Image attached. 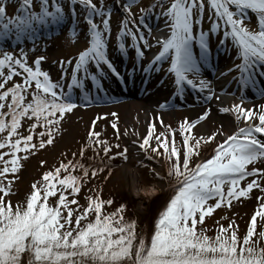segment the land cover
Returning <instances> with one entry per match:
<instances>
[{"label": "snow or ice", "instance_id": "1", "mask_svg": "<svg viewBox=\"0 0 264 264\" xmlns=\"http://www.w3.org/2000/svg\"><path fill=\"white\" fill-rule=\"evenodd\" d=\"M69 2L73 19L75 6H82L87 28L86 47L66 62L61 58L62 68L73 64L65 90L63 77L67 73L52 80L41 67L45 57L37 56L29 65L23 49L17 56L3 47L5 38L19 43L27 38L35 50L42 27L60 26L65 21L64 8L57 0H51V8L49 0H39V11H32L31 0H21L17 14L9 16L8 0H0V149H6L0 151V264H264V167L257 166L264 164V84L258 79L264 77V0H151L138 14L132 11L138 0L122 4L115 0L122 13L115 33L116 47L122 54L132 49L127 73L139 67L147 74L163 67L174 91L158 104L161 110L179 106L189 90L195 93L196 102L204 105L194 119L184 117L177 122L183 137L180 148L174 136L166 135L177 129L164 124L159 112L155 120L164 131L154 134L150 118L146 134L138 141L147 159L163 161V175L151 171L161 181H168L171 189L150 233L137 235L136 221L123 216V203L115 211L105 212L104 205L112 200L102 199L94 187L85 188L84 203L78 199L90 177L105 167L111 171L108 162L114 157L128 158L127 147L108 155L112 147L120 145L109 143L94 130L97 119L110 115V126L118 137L119 117L114 111L91 121L79 157L73 152L72 159L44 171L22 199L7 198L14 194L13 181L22 160L54 143L66 114L77 106L116 102L101 82L109 72L121 82L125 80L107 51L113 8L104 0L99 4L94 0ZM150 18H162V34L152 35L147 22ZM70 34L76 35L75 28ZM214 36L218 39L217 53L235 49L231 68L220 73L223 77L236 71L231 78L236 89L231 92L224 85L217 89L202 73L203 67H212L210 40ZM157 45L141 63L145 49ZM14 76L21 79L15 81ZM85 79H90L92 90H85ZM74 88L79 89V103ZM246 89L254 90L259 102L252 103ZM212 102H219V112L230 114L234 124L227 130L220 125L207 134H194V126L210 116ZM25 121L26 134H22ZM209 142L210 155L200 157V146ZM89 149L94 155L85 163L82 158ZM101 153L106 159L100 158ZM193 156L197 158L193 160ZM254 188L260 195L244 234H239V226L231 219L226 225L217 221L214 234L209 235L206 216L221 206L230 208L233 201L247 198ZM258 223L261 227L257 232Z\"/></svg>", "mask_w": 264, "mask_h": 264}, {"label": "rangeland", "instance_id": "2", "mask_svg": "<svg viewBox=\"0 0 264 264\" xmlns=\"http://www.w3.org/2000/svg\"><path fill=\"white\" fill-rule=\"evenodd\" d=\"M58 3L61 4V6L65 10V21L60 26H48V28H41V31L39 33V38L35 40L34 47L35 50H33V41L28 40L27 38H24L22 43L14 42V38H5L3 40V47L7 51L13 52L14 55H19L20 50L23 49L26 53V59L29 65L33 64V61L37 56H43L45 57L44 60L41 61V67L43 70H46L49 72L50 77L52 80H60L61 79V73L65 72L67 75L63 77V81L65 84V90H67V81L71 77V70L73 64H66L64 68L60 66L61 58L66 62L69 57H74L75 54H77L80 50H82L84 47H86V28L87 25L83 19L84 15V9L82 6L77 4L76 7V15L73 19L71 16V13L69 11L71 5L69 0H57ZM97 4H99V0H94ZM124 2V0H121V4ZM21 3V0H8L7 4V15L12 16L17 14V8L19 7V4ZM151 3V0H138V2L133 5L132 11L134 13L139 12V9L142 7H147ZM104 4L106 6L112 7L113 12L110 17V24H111V33L112 35L109 37L108 40V55L109 58L113 61L115 66L118 68L119 71L127 75L126 69L128 67H131L132 61V49H128L126 56L124 59H119L118 57H115L116 52L118 48L116 47V41H115V33L118 30V21L122 18V13L120 10L119 5L115 4V0H104ZM49 7L51 8V0H49ZM31 10L32 11H39V0H31ZM205 19H204V27L207 28L209 25V21L207 19L208 12H207V6L205 8ZM162 20V18H161ZM160 21V20H158ZM131 26V25H130ZM75 28L76 35L72 36L70 33L72 29ZM56 30L57 32H60V34H54L52 33V30ZM151 37H149L150 39ZM130 43V40L128 41ZM214 43H218L217 37H212L210 40V47L212 48V53L214 51L213 45ZM150 49H145V58L141 61V63L146 62V60L149 58ZM158 47L156 48V50ZM232 54H235V49H231L230 51ZM166 67V65L164 66ZM139 68V67H138ZM229 69V68H226ZM107 71V69H106ZM207 71V68H202L203 75ZM138 72V69L131 74L130 76H135ZM79 75V74H78ZM213 75V74H212ZM211 75V76H212ZM227 78H229V74L226 75ZM152 79H156L155 77L159 78L162 77V83L167 84L166 81L168 78L164 75L163 67L161 71L159 72H152ZM171 78V77H170ZM217 80H221L219 77L215 76ZM20 76H14L13 80L18 81L20 80ZM102 84L104 88L107 90L108 94L115 98L116 102L114 103H93L89 107H80L77 106L75 109L72 110L71 113L66 114V118L62 119L61 122V130L58 135L54 136V143L51 145H46L43 149H37L34 154L28 156L26 159L22 160V167L18 170V172L15 174L16 179L13 181V190L14 194L7 197L8 199L12 201L20 200L24 197L26 193H28L30 189V185L33 181L39 180L41 177V174L52 168L54 165H56L59 161L65 160V159H72V153L75 152L77 154V157H79V149L82 146V144L85 142V136L87 131L89 130L91 121L99 116L101 113H110V112H116L119 121H118V130L121 129L123 123L125 122L129 111L131 109L132 104H134L136 101H134L131 98H125L122 95V92L117 91L119 89V82L115 76H113L110 72L107 76L102 78ZM85 90L90 91L92 90V83L90 79H85L84 81ZM168 85V84H167ZM169 89H174V85H168ZM74 94L77 97V102L79 103V89L74 88ZM190 93L193 94V92L190 90ZM195 96V93H194ZM163 97H160L162 99ZM134 101V103H131ZM202 106V103L199 104ZM216 114L213 113L214 117H218ZM156 116V115H155ZM155 116H153L152 122L155 124V133L158 134L161 131H164V128L161 126V124L155 120ZM197 115L192 116L190 113L184 112L179 115V117L176 119H173L172 125L168 122L164 121V124L170 125L172 128L177 129L175 133H166V135H169L170 137L174 136L176 145L178 148L182 146V139L183 137L180 135L178 131L177 122L184 117H188L190 120L194 119ZM164 118V117H162ZM112 120V117L109 116H103L102 118H99L96 120V124L94 127L95 131H98L101 133V138H107L109 143L111 144H119L120 148L112 147L110 153L108 155H111L112 152H119L123 147H127L126 142L121 134L117 137L116 130L112 129L110 126V121ZM207 121V127H206V133L202 131L201 125ZM203 122L198 123L194 126L193 132L194 134L202 135L207 134L211 130L215 129L216 127L220 126L221 123L218 119H214L211 114L206 120ZM28 121L24 122V127L20 129L22 134H26V128H27ZM38 128L36 131H39ZM131 132L136 136L137 140L140 139V136L134 133V129L131 126L130 127ZM143 137V134L141 135V139ZM219 138V137H218ZM217 138V139H218ZM35 139V137H34ZM150 143H155V141H150ZM128 148V147H127ZM212 148L211 142L208 144H202L199 149V156L200 157H207L210 155ZM0 151H6V149H0ZM94 153L92 150H85L84 156L82 158L83 162L88 163L89 158L92 157ZM129 148L127 152V160H124L120 156L114 157L110 162H108L111 166V171H109L108 167H105L103 171L99 172L96 177L89 178L87 181V184L81 189V192L78 194V199L81 203H84V193L85 188H91L94 187L98 192L104 191L103 197L105 199L113 198V200L117 201V198L119 199L118 195H126L125 198L126 201H122L120 203H124L127 206L128 212H134L135 216H137V220H139V223L141 226H143L145 223H148V215L147 213L140 214L138 212V200L134 199L133 194L131 192V188H129L127 179L123 175L122 168L123 166L130 160ZM151 155V153H149ZM103 159H106V157L103 156V153H101V157ZM197 157L193 156V160H195ZM44 160L45 163L43 165L40 164V161ZM158 165H160L162 168H164L163 161H159V158L155 159ZM159 161V162H158ZM154 162V161H153ZM150 162L145 161H132L131 166H133L134 169L138 171L140 176L142 177V180L146 185H152L155 182L161 181L160 178L156 177L153 172L151 171L152 166H150ZM257 166L264 167V164H258ZM164 174V172H163ZM12 175V174H9ZM246 180L252 179V177H246ZM165 185V191L164 194H167L170 188L168 187V181H163ZM244 181L241 182L243 185ZM261 183L264 184V179H261ZM171 192V190L169 191ZM169 194V193H168ZM113 195H117L116 197H113ZM129 195V196H128ZM260 195V192L258 189H252L250 192V195L247 198H240V200L233 201L232 206L230 208H226L224 206H221L220 208L214 210L213 214L211 216H206L204 225L209 229L208 234L212 235L215 232V224L218 221L220 224H227L228 220L234 219L235 223L239 226V234L242 236L246 230L247 224L250 220L252 212L255 210L257 200L256 197ZM165 201H162V203L159 206H162L165 204ZM159 203V204H160ZM117 204V203H116ZM119 204V203H118ZM129 212V213H130ZM128 213V214H129ZM235 214V216H233ZM226 216L227 219H220V217ZM259 221V218H258ZM199 227V225H198ZM261 224H257L256 231L258 232L260 230ZM255 238V237H253Z\"/></svg>", "mask_w": 264, "mask_h": 264}, {"label": "bare ground", "instance_id": "3", "mask_svg": "<svg viewBox=\"0 0 264 264\" xmlns=\"http://www.w3.org/2000/svg\"><path fill=\"white\" fill-rule=\"evenodd\" d=\"M158 30L154 33V36L157 34ZM158 81H155L154 79L151 81L143 80L144 84V90L148 92V95L146 96V100H140L138 102H135L132 104L131 109L129 111V114L123 123L121 129L119 130V134L122 135L124 138L126 145L129 148L130 152V161L125 164L122 168L123 175L127 179V183L129 188H131V192L133 194L134 199L138 200V207L137 210L140 212V214L147 213L146 215L150 216L151 212L154 207L158 206L157 203L160 202L163 199L164 191H165V185L163 181L155 182L152 185H146L144 181L142 180V177L138 173L136 169L131 166V162L135 160L139 155L137 153L139 149L138 141L141 139V135L143 136L147 132V124L149 122V119L152 120V115H155V113L159 112L160 116H164L163 119H165V122H168L172 125L173 121L172 119H177L179 115L185 111L191 112V113H200L199 110L195 109L194 105H192L189 101L181 102L179 101V106L174 107L172 109H168L166 111L159 109L157 106L155 108L153 107V104H157L158 97L160 96H166L167 99L171 97L168 92H165L160 90L157 94H154L156 91L155 88ZM140 89V88H139ZM246 94L251 96V102L255 103L254 90L252 89H246ZM137 97V95H136ZM224 99V98H222ZM176 103V101H174ZM228 102H231L229 99ZM218 103L215 102L214 106H211V109L213 111L216 110V114L218 117H214V119H218L222 125L229 127L231 124H234V121L232 120V117L230 114L227 113H221L218 110ZM151 114V117L149 116ZM221 115V116H220ZM214 116V115H213ZM208 122L206 121L205 124L201 126V130L206 133V127ZM133 127L134 133L140 136V139L137 140L136 136L131 132L130 127ZM125 129H127V134L125 133ZM156 171H161V174L163 175V168L159 165H155L154 168ZM155 188V191H152L151 189Z\"/></svg>", "mask_w": 264, "mask_h": 264}, {"label": "trees", "instance_id": "4", "mask_svg": "<svg viewBox=\"0 0 264 264\" xmlns=\"http://www.w3.org/2000/svg\"><path fill=\"white\" fill-rule=\"evenodd\" d=\"M126 195H122V194L118 195L119 199L117 198V201L113 200V198L111 197L110 199L112 200V203L110 205H104V211L105 212H113V211H115L116 208L121 204L120 202L126 201V199H125L127 197ZM116 196L117 195H113V197H116ZM101 197H102V199H105L103 196H101ZM105 200H107V199H105ZM159 203L160 202L157 203L158 206L153 208V210L151 212V215L148 216V220H149L148 223H145L143 226H141L138 223V220H137V217L135 216V213L134 212H130V211H129L130 212L129 213L128 210H127V206L125 207V209L123 210V216H124V218L126 220H135L136 221V233H137V235H140L141 233L147 234V233L151 232L153 224H154V221H155V218L157 217V215H158L159 211L162 209V207L165 205L164 204L162 206H159V205L162 204V203H160V204Z\"/></svg>", "mask_w": 264, "mask_h": 264}]
</instances>
